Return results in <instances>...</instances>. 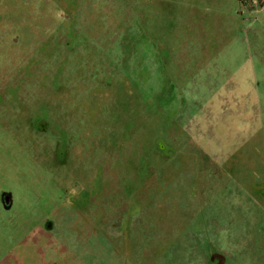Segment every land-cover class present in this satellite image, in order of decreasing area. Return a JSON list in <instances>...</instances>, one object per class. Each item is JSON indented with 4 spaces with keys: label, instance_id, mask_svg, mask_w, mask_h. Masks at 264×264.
<instances>
[{
    "label": "rangeland",
    "instance_id": "rangeland-1",
    "mask_svg": "<svg viewBox=\"0 0 264 264\" xmlns=\"http://www.w3.org/2000/svg\"><path fill=\"white\" fill-rule=\"evenodd\" d=\"M0 264H264V5L0 0Z\"/></svg>",
    "mask_w": 264,
    "mask_h": 264
},
{
    "label": "trees",
    "instance_id": "trees-1",
    "mask_svg": "<svg viewBox=\"0 0 264 264\" xmlns=\"http://www.w3.org/2000/svg\"><path fill=\"white\" fill-rule=\"evenodd\" d=\"M240 3L244 4V5H248L250 2H252V0H237ZM260 3L261 6L264 5V0H256Z\"/></svg>",
    "mask_w": 264,
    "mask_h": 264
}]
</instances>
